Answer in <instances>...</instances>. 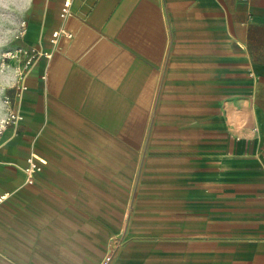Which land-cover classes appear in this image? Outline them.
I'll use <instances>...</instances> for the list:
<instances>
[{"label":"crops","instance_id":"obj_1","mask_svg":"<svg viewBox=\"0 0 264 264\" xmlns=\"http://www.w3.org/2000/svg\"><path fill=\"white\" fill-rule=\"evenodd\" d=\"M62 1L17 41L51 56L8 85L0 264H264V0Z\"/></svg>","mask_w":264,"mask_h":264},{"label":"built area","instance_id":"obj_2","mask_svg":"<svg viewBox=\"0 0 264 264\" xmlns=\"http://www.w3.org/2000/svg\"><path fill=\"white\" fill-rule=\"evenodd\" d=\"M70 5H71V0L62 1L60 13H59L61 18H65L68 15ZM25 29H26V22L25 20H23L18 26L16 39H20L24 35ZM71 36H72L71 33H69L68 31L64 29H57L52 32L50 37V43L56 45L60 37L71 38ZM14 52H15V56L22 57V61H20V63L16 66L17 75H16V80L13 84V87L17 88V93H18L21 89L24 88L22 83H20L19 86L17 85V83H19L22 80L25 72L31 67V65L35 62L37 58L41 56L45 58H50L51 52L40 50L35 47H25L19 45L15 46ZM3 104H4L5 114L3 117L0 118V136L2 134V131L5 129V127H7L8 125L15 124L20 118L17 113V110L14 109L13 107L11 96L9 97V99L8 97H5L3 100ZM46 162L47 161L45 158L37 154L30 153L26 158V164L23 169L25 182L28 184L33 183L35 179V175L43 169ZM6 197H7V193L1 195L0 202H2Z\"/></svg>","mask_w":264,"mask_h":264},{"label":"rangeland","instance_id":"obj_3","mask_svg":"<svg viewBox=\"0 0 264 264\" xmlns=\"http://www.w3.org/2000/svg\"><path fill=\"white\" fill-rule=\"evenodd\" d=\"M29 0H0V102L10 97L8 85L16 80V66L22 57L15 56L17 45L16 34L21 21L25 20L26 7ZM4 106V104H3Z\"/></svg>","mask_w":264,"mask_h":264}]
</instances>
